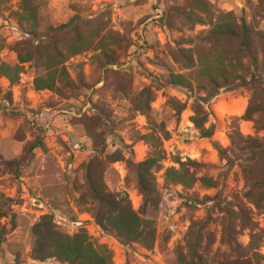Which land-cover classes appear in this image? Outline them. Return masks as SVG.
<instances>
[{
  "label": "rangeland",
  "instance_id": "rangeland-1",
  "mask_svg": "<svg viewBox=\"0 0 264 264\" xmlns=\"http://www.w3.org/2000/svg\"><path fill=\"white\" fill-rule=\"evenodd\" d=\"M204 1L217 13L243 11L264 30V0ZM184 4L185 0H37L35 35H30L27 25L17 21V1L0 0L2 62H16L15 43L28 42L34 50L42 45L45 35L75 16L82 32H99L101 38L94 41L95 47L65 63L73 89L59 87L62 93L35 91L33 63L22 66L13 85L0 79V204L8 214L0 223L7 226L9 217L15 220V228L0 244V264H62L30 257L32 226L43 215H52L63 235L84 228L93 243L112 252L113 264H180L177 252L193 259L191 264H223L236 256L264 264V200L256 204L245 197L248 183L241 167L246 156L232 152L229 141L235 126L243 136L264 141V130H255L252 121H233L243 115L252 91L241 86L221 88L202 104L208 113L206 126L215 127L213 136L203 139L189 119L204 94L195 88L157 89L144 73L146 69L162 83L170 72L190 75L172 61L170 48L178 47L181 38L195 37L208 27L198 25L188 31L176 24L168 29L162 19L169 6ZM101 48L117 56V64L108 66L116 76L104 73L99 61ZM153 60L162 62L154 64ZM146 87L154 94L150 121L133 106ZM254 93L261 97L258 91ZM169 98L185 104L179 117L167 104ZM254 119L263 120L259 115ZM155 123H162L170 137L163 142V170L155 174L158 197L140 214L153 240L124 244L96 225L90 202L83 197L84 167L91 157L101 158L108 191L126 193L132 209L140 212L142 196L130 163L145 159L149 147L140 138L151 126L157 127ZM36 139L44 148L35 149L33 159L22 163L15 176L4 162L14 163L28 156L25 146ZM214 144L225 150L224 159ZM114 156L121 159L111 162ZM176 158L196 162L191 172L211 178L215 187L200 183L190 189L165 186L164 169H178ZM263 161L254 164L257 175L263 173ZM227 225L238 252L221 240ZM209 239L213 240L210 245Z\"/></svg>",
  "mask_w": 264,
  "mask_h": 264
},
{
  "label": "trees",
  "instance_id": "trees-1",
  "mask_svg": "<svg viewBox=\"0 0 264 264\" xmlns=\"http://www.w3.org/2000/svg\"><path fill=\"white\" fill-rule=\"evenodd\" d=\"M17 21L20 25H27L30 35H35L37 21V0H16ZM162 19L168 29H173L176 24L186 27L191 31L195 26H207L205 32L195 37L181 38L179 46L170 48L169 55L172 61L182 70H189L190 75L170 72L164 83L160 82L144 69L147 77L157 89L166 86L180 87L186 90L195 88L204 94L202 103L193 107V115L190 122L198 131L199 137L209 139L214 134V125L206 126L208 113L202 106L211 97L216 95L221 88L241 86L252 91L247 107L242 116L235 117L234 122L252 121L255 130H264V30L259 24L247 18L243 11H230L217 13L204 0H185L184 5H171L163 11ZM80 20L73 17L68 23L60 25L51 34L43 37L42 45L31 50L28 42H18L13 46L16 62L5 63L0 60V79H6L10 85L17 80L26 63L36 66V75L33 80V89L39 91H59L73 89L74 82L70 80L65 63L72 57L90 50L94 41L99 39V32H82ZM258 26V28H257ZM62 44L58 45L57 42ZM97 41V43H98ZM183 45V47H180ZM189 46V47H184ZM102 57L99 58L104 73L111 72L108 66L117 64V56L113 52L100 49ZM162 61L153 60L152 63L160 64ZM194 84V85H193ZM254 91H258L260 98ZM10 99V98H9ZM154 94L150 87L141 91L140 97L133 102L136 111L143 114L150 121V103ZM167 104L179 117L185 109V104L169 98ZM95 103L93 102V106ZM254 115L263 118L260 122L254 119ZM150 132L141 136V140L148 145L149 150L144 160L138 163H130L136 177V187L142 196L141 211H134L126 193H111L108 191L102 177L104 163L101 158L91 157L84 167L85 194L90 202V213L103 231L113 235L121 243L130 244L153 240V234L147 222L141 217L146 207L158 197L155 174L163 170V161L166 153L163 142L170 137L169 132L162 123H155ZM230 149L239 153L244 165L241 167L248 183V191L245 197L256 204L264 200V161L262 162V175H257L253 169L257 160H264V141L252 136H243L238 127H234L229 134ZM221 159H224L225 150L214 144ZM42 142L38 139L28 142L25 151L28 156H21L14 163L4 162L9 171L18 176L19 166L33 159L32 152L35 149H43ZM121 157H112L111 162L120 160ZM178 169L169 167L164 169L163 182L167 187L180 186L190 189L196 183L206 188H214L215 183L211 178L197 177L191 169L198 164L191 160H174ZM0 204V218L7 217L6 210ZM15 228L14 218H8L7 226L0 223V244L7 233ZM33 245L31 259L43 262L54 259L62 264H113L112 252L104 245L92 242L84 228L78 229L72 235H63L57 231L52 215H43L32 226ZM199 235L195 233L194 236ZM193 236V237H194ZM222 242L227 244L230 250L238 252L239 246L234 238L229 235V226L222 230ZM213 240L209 239L208 245ZM146 244V242H145ZM179 253L180 264H191L193 259L187 260ZM200 260L198 259V262ZM223 264H252L249 260L236 256L235 259L225 260Z\"/></svg>",
  "mask_w": 264,
  "mask_h": 264
}]
</instances>
